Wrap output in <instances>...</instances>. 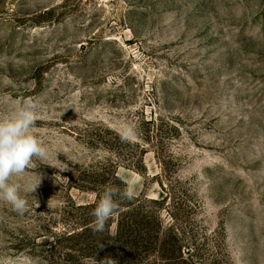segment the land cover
<instances>
[{
  "label": "rangeland",
  "instance_id": "1",
  "mask_svg": "<svg viewBox=\"0 0 264 264\" xmlns=\"http://www.w3.org/2000/svg\"><path fill=\"white\" fill-rule=\"evenodd\" d=\"M29 98L49 157L14 178L41 176L23 216L0 201V264H71L102 166L165 199L198 264H264V0H0V116Z\"/></svg>",
  "mask_w": 264,
  "mask_h": 264
},
{
  "label": "trees",
  "instance_id": "2",
  "mask_svg": "<svg viewBox=\"0 0 264 264\" xmlns=\"http://www.w3.org/2000/svg\"><path fill=\"white\" fill-rule=\"evenodd\" d=\"M109 176L111 182L115 181L116 184H107ZM84 179L90 184H79L78 187L93 191L96 199L92 203L79 205V209L90 213L106 188L126 190V182L113 168L108 170L104 166L98 167L89 171ZM98 184L104 186L103 190H100ZM115 199L119 203V210L107 222L104 232L94 233L91 228L94 218L84 212L79 218V228L63 231L60 235L57 241L59 245L64 241L70 244H67L64 256L72 261L71 264H83L77 261L76 253L100 256L105 264L108 261L112 264H198L196 248L192 245L194 243L186 239L183 225L176 223L179 221L178 216L173 214L176 220L167 226L159 216L160 213L153 210L154 204L162 203L164 198L142 200L133 196V199L127 200L130 204L119 196ZM123 202L128 206L126 211L121 209ZM113 225L115 230L111 229Z\"/></svg>",
  "mask_w": 264,
  "mask_h": 264
},
{
  "label": "clouds",
  "instance_id": "3",
  "mask_svg": "<svg viewBox=\"0 0 264 264\" xmlns=\"http://www.w3.org/2000/svg\"><path fill=\"white\" fill-rule=\"evenodd\" d=\"M38 109V102L29 98L22 103L17 102L10 114L0 116V201L9 204L21 216L29 209L26 197L36 192L41 176L29 179L24 185L14 178L24 175L33 166L34 159L46 161L49 157L48 148L32 134ZM119 136L122 142H131L137 136V130L131 125H124L119 130ZM117 196L121 200L133 199L131 189L121 191L106 188L90 213L94 218L91 224L94 233L104 232L107 222L119 210V203L115 199ZM100 264L105 262L102 260ZM107 264L112 262L108 261Z\"/></svg>",
  "mask_w": 264,
  "mask_h": 264
}]
</instances>
